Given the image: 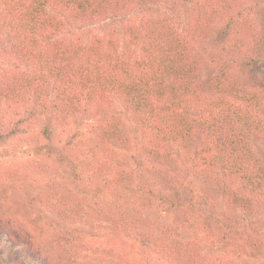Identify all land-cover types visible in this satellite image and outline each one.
I'll return each mask as SVG.
<instances>
[{"label":"trees","instance_id":"trees-1","mask_svg":"<svg viewBox=\"0 0 264 264\" xmlns=\"http://www.w3.org/2000/svg\"><path fill=\"white\" fill-rule=\"evenodd\" d=\"M143 1L190 2L185 29L169 17H150L127 22L122 42L96 34L71 37L76 22L103 20L137 0H0V144L33 120L64 122L88 113L95 120L89 140L99 154L97 171L117 188L131 181L125 168L131 140L115 110L121 103L141 131L152 184L162 183L175 200L167 201L188 203L177 188L193 203V182L199 204L225 201L264 223V158L253 148L254 141H264V85L235 76L264 65V18L258 27L245 13L264 15V0ZM218 21L225 39L203 57L200 45ZM204 67L211 70L205 79ZM57 177L43 181L71 196ZM158 194L163 200L164 192ZM52 211L65 215L61 208ZM108 219L137 232L143 242L172 251L173 264H207L199 243L182 239L170 225H149L140 212L128 209ZM0 234L13 245H26L44 264H64L1 211ZM228 262L215 259V264Z\"/></svg>","mask_w":264,"mask_h":264},{"label":"rangeland","instance_id":"rangeland-1","mask_svg":"<svg viewBox=\"0 0 264 264\" xmlns=\"http://www.w3.org/2000/svg\"><path fill=\"white\" fill-rule=\"evenodd\" d=\"M251 4L246 2V6ZM166 5L137 0L103 20L76 22L68 35L85 39L96 34L122 42L127 22L150 17H169L176 26L185 29L191 3L170 1ZM245 13L253 21L250 23L260 27L264 15ZM221 24L220 21L213 24L200 45L203 57L215 52L225 39L220 32ZM210 73L204 67L200 77L205 79ZM235 76L246 83L264 85V65L258 70L235 72ZM118 104L115 110L120 112L131 140L125 152V168L131 175L129 183H119L115 188L112 182L106 183L99 176L95 159L99 154L93 153L95 148L89 140L90 125L95 122L90 114H78L64 122L36 119L0 144V211L19 220L51 258L64 264H173L172 251L143 242L137 232L109 221L119 209L140 212L149 225H170L179 231L182 239L197 241L207 264H215L217 257L229 261L228 264H264L261 220L225 201L199 204L190 174L186 183L190 181L195 190L193 203L186 199L183 189L175 188V193L183 194L180 200L188 203L173 205L172 193H167L162 183L152 184L154 180L142 151L141 131L124 106ZM253 148L264 158V141H254ZM33 162L47 166L35 168ZM40 169L45 175L36 171ZM55 175L60 176L58 182L66 184L64 187L71 191V196H61L56 188L44 183L45 176ZM159 191L164 192L163 200ZM168 197L172 199L167 201ZM116 206L122 208L115 209ZM58 208L65 211L63 217L52 211ZM250 220L257 222L251 224ZM212 258L215 259L211 261ZM0 264L44 263L30 255L26 245H13L6 235L0 234Z\"/></svg>","mask_w":264,"mask_h":264}]
</instances>
